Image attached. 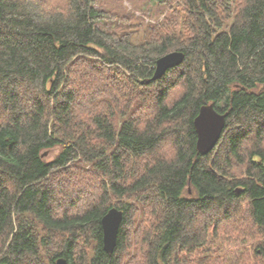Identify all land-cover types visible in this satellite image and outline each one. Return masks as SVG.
Wrapping results in <instances>:
<instances>
[{
    "label": "trees",
    "instance_id": "obj_1",
    "mask_svg": "<svg viewBox=\"0 0 264 264\" xmlns=\"http://www.w3.org/2000/svg\"><path fill=\"white\" fill-rule=\"evenodd\" d=\"M129 1L0 0V264H264V0Z\"/></svg>",
    "mask_w": 264,
    "mask_h": 264
},
{
    "label": "water",
    "instance_id": "obj_2",
    "mask_svg": "<svg viewBox=\"0 0 264 264\" xmlns=\"http://www.w3.org/2000/svg\"><path fill=\"white\" fill-rule=\"evenodd\" d=\"M184 58L183 52L175 51L158 59L153 80L160 79L169 69L182 64ZM227 116L219 113L213 105L201 108L194 120V126L197 133V148L202 154L210 153L217 146L225 130ZM123 218L124 213L118 208L110 209L102 218L104 249L110 255L117 247ZM56 264H68V262L60 258Z\"/></svg>",
    "mask_w": 264,
    "mask_h": 264
},
{
    "label": "rangeland",
    "instance_id": "obj_3",
    "mask_svg": "<svg viewBox=\"0 0 264 264\" xmlns=\"http://www.w3.org/2000/svg\"><path fill=\"white\" fill-rule=\"evenodd\" d=\"M141 1L143 3H147L148 10H151L152 9L153 12H154V14H152V15H150V12H149V14L147 12H145L147 16L144 13H141V12H137L136 13V16L137 17H140L146 24L147 23L148 24H150V23H156L157 21L162 20L165 17V14L160 15V13L158 12V10L154 6H152L151 4H148L149 3V0H141ZM121 7H123L124 9H126L128 11H131V10L134 9L133 4L129 0H123V5ZM155 13L158 14V16H156ZM157 19H159V20H157ZM140 38H141V36H140V34H138L137 36L134 37V40L135 41H140L141 40ZM58 151H59V149H55L53 151H50L47 154L46 158L48 160H52L55 157L56 153H58Z\"/></svg>",
    "mask_w": 264,
    "mask_h": 264
}]
</instances>
